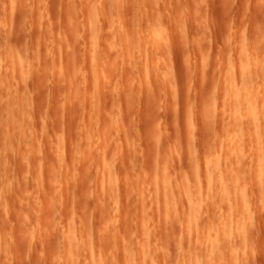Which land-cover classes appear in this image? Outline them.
<instances>
[{"label":"rangeland","instance_id":"rangeland-1","mask_svg":"<svg viewBox=\"0 0 264 264\" xmlns=\"http://www.w3.org/2000/svg\"><path fill=\"white\" fill-rule=\"evenodd\" d=\"M50 1L53 4L49 0H0L1 50L7 49L3 46L5 39L13 31L11 39H23L18 42L24 44L17 43L18 46L29 47H19L22 50L16 60L6 59L5 49L0 51V66L5 75L1 67L0 72L4 77L11 76L9 82L8 78L4 82L0 79V264H195L197 259L199 264H264V0ZM30 2L35 3L32 10ZM24 4L25 9L28 6L26 14L21 11ZM68 15L74 18L71 26ZM36 30H42L40 34L37 31L38 37ZM71 30H75L78 39L70 35L74 33ZM6 31L9 35L4 37ZM96 31L102 35V46L100 40L93 42L99 39ZM89 35L94 37L89 40ZM64 36L69 37L68 42L74 40L72 36L78 41L66 45L69 50L72 48L70 51H82L75 54L76 64L70 63L77 66V71L67 66L69 62L66 65L71 59L66 61L69 50ZM24 37H28L27 42ZM84 40L85 47L91 45L94 51L84 52ZM126 40L129 46L124 44ZM137 40L142 42L137 44ZM95 45L100 46L99 53L105 48L109 51L105 49L108 53L104 50L101 54L106 55L98 60L99 79L92 59ZM23 50L31 54L22 56ZM34 50L38 55H34ZM127 53L133 54L128 58L133 62L126 61ZM32 55L36 63L31 60ZM115 59L118 65H114ZM15 61L14 66L11 63ZM31 63L35 68L39 64L40 72L38 68L30 72L38 71L37 79L34 74H29V79L25 75L33 68ZM58 65L64 66L66 79L58 72ZM100 67L111 78L109 81L104 77L110 84L107 93L115 100L111 104L107 101L115 110L114 115L104 105L107 114L100 117L104 120L98 119L99 112L95 111L97 97L101 98L98 103H102L99 109L103 110V100L108 96L106 91L103 95V89H96L95 83L105 75ZM67 71L73 79L70 81L75 80V89H70ZM120 72H125V76ZM243 73L248 75L246 82L250 79L247 84L242 82ZM61 74L64 86H60ZM12 76L18 81L13 79L14 83ZM39 76L46 80V85L49 81L47 86L43 81L44 87L38 86L42 80ZM231 81L249 96L244 95L243 102H239L243 105L246 101L243 107L238 105L240 110L244 108L243 116L237 109L240 116L234 119L238 120L232 115ZM88 86L94 89L88 91ZM114 87H120V92L116 90L115 94ZM96 90L99 96L95 95ZM6 92H12V96H6ZM112 97L106 99L110 101ZM248 106L253 110V118H247ZM245 113L249 116L245 117ZM115 114L118 121H114ZM76 115L79 120L74 118ZM109 115L113 117L109 119ZM231 122L235 125L233 130ZM123 128L130 130H125L130 134L128 139L131 136L129 144ZM111 135L113 139L108 141ZM216 164L221 167L220 173L215 174ZM210 173L214 184L216 181L215 186L210 182L212 194L213 187L223 193L218 188L222 187L229 195L235 183H240L236 188L241 197H235V189L224 202L221 193L214 191L216 198L210 196ZM221 173V182L227 184L224 187L223 183L219 185ZM237 208L242 209V215L247 214L243 215L244 222L248 221L247 228L244 227L246 234H239L242 229L236 223L241 217H235ZM225 213L231 219L237 218L233 224L230 222L227 237L223 222L217 223ZM207 239H214V244L219 242L214 250L209 249L211 241L207 244L210 247H206Z\"/></svg>","mask_w":264,"mask_h":264},{"label":"bare ground","instance_id":"bare-ground-1","mask_svg":"<svg viewBox=\"0 0 264 264\" xmlns=\"http://www.w3.org/2000/svg\"><path fill=\"white\" fill-rule=\"evenodd\" d=\"M57 1L59 2L60 0H57ZM71 1H72V0H71ZM73 1H74V0H73ZM73 1H72V2H73ZM81 1H82V0H81ZM145 1L147 2V1H149V0H145ZM145 1H144V2H145ZM49 2H51V4H53L52 1L49 0ZM69 2H70V1H69ZM27 3H28V2H27ZM30 3H31V2H30ZM59 3H60V2H59ZM75 3H76V1H75ZM33 4H35V3H33ZM33 4H32V3L30 4V8L33 6ZM40 4H41V3H40ZM54 4H55V1H54ZM66 4H67L66 6L68 7L69 3H68L67 1H66ZM0 5H1V4H0ZM55 5H56V4H55ZM55 5H53V6L55 7ZM80 5H81V4H79V6H80ZM24 6H25V4L23 5V9H24V10L22 9L21 11H23V12L26 14V13L28 12V9H27L28 6L26 5V6H27V7H26L27 10L25 9ZM34 6H35V5H34ZM34 6H33L32 8H35ZM36 6H37V5H36ZM38 6H40V5H38ZM56 6H57V5H56ZM73 6H74V5H73ZM76 6H77V5H76ZM6 7H7V5H6ZM6 7H3V9L6 8ZM60 7H62V6H60ZM10 8L12 9L13 7H10ZM32 8H31V10H32ZM40 8H42V7H40ZM50 8H51V6H50ZM56 8H57V7H56ZM56 8H55V9H56ZM58 8H59V6H58ZM76 8H77V7H76ZM76 8H75V9H76ZM11 9H10V10H11ZM20 9H21V8H20ZM52 9H53V8H52ZM52 9H51V10H52ZM77 9H78V8H77ZM77 9H76V12H77ZM10 10H9V11H10ZM48 10H49V9H48ZM48 10H47V11H48ZM5 11H7V9H6ZM11 11L14 12L13 9H12ZM11 11H10V13H11ZM21 11H20V12H21ZM26 11H27V12H26ZM33 11H34V10H33ZM33 11H31V12H33ZM52 11H53V10H52ZM55 11H57V10H54V12H55ZM104 11H105V10H104ZM92 12H93V10H92ZM94 12H97V11H94ZM108 12H109V11H108ZM108 12H107V13H108ZM47 14H48V13H47ZM49 14H50V12H49ZM68 14H69V13H68ZM92 14H93V13H92ZM94 14H95V13H94ZM118 14H119V12H118ZM14 15H15V12H14ZM14 15H13V16H14ZM20 15H22V14H20ZM54 15H55V14H54ZM54 15H53V16H54ZM5 16H6V15H5ZM22 16H23V15H22ZM47 16H48V15H47ZM55 16H56V15H55ZM113 16H114V15H113ZM11 17H12V16H11V14H10V19H11ZM17 17H18V16H17ZM60 17H61V16H60ZM76 17H77V16H75V18H76ZM116 17H118V15H117ZM7 18H8V17H7ZM14 18H16V17H14ZM55 18H56V17H55ZM58 18H59V17H58ZM68 18H69V20H70V21H69V20H68V21L70 22V26H71V22H73L72 20H73L74 18L71 19L72 17H71V16L69 17V15H68ZM112 18H113V17H112ZM51 19H52V18H51ZM51 19H50V20H51ZM60 19H61V18H60ZM114 19H115V18H114ZM118 19H119V17H118ZM15 20H16V19H15ZM76 20H77V19H76ZM119 20H120V19H119ZM41 22H43V21H41ZM41 22H39V23L42 24ZM44 22H45V21H44ZM44 22H43V23H44ZM54 22L56 23V21H54ZM54 22H53V23H54ZM60 22H61V21H60ZM49 23H50V22H49ZM58 23H59V22H58ZM74 23H75V22H74ZM74 23H73V24H74ZM118 24H119V23H118ZM65 25H66V24H65ZM34 26H35V25H34ZM34 26H33V27H34ZM63 26H64V25H63ZM115 26H116V24H115ZM115 26L113 25L112 27H115ZM121 26H122V25H121ZM10 27H11V26H10ZM10 27H9V29H10ZM46 27H47V25H46ZM51 27H52V26H51ZM59 27L61 28L62 25L59 26ZM66 27H67V28H66V31H67V30H68V26H66ZM112 27H111V32L113 31V30H112ZM118 27H119V26H118ZM118 27H117V28H118ZM35 28H36V27H35ZM40 28H42L41 25H40ZM47 28H48V27H47ZM54 28H56V26H55ZM54 28L52 27L53 30H54ZM70 28H72V27H70ZM115 28H116V27H115ZM32 29H33V28H32ZM57 29H58V27H57ZM109 29H110V28H109ZM113 29H114V28H113ZM11 30H12V27H11L10 31H11ZM38 30H39V29H38ZM38 30H36V36H37V37H38V33H39V32H42V30H41V31H38ZM43 30L45 31L44 28H43ZM37 31H38V33H37ZM44 31H43V32H44ZM47 31H48V30H47ZM50 31H51V30H50ZM63 31H64V30H63ZM66 31L64 32L65 34L67 33ZM71 31H72V30H71ZM74 31H75V30H74ZM74 31H72V32H74ZM114 31H115V35H117L118 32L116 33V29H114ZM114 31H113V32H114ZM118 31H120V29H119ZM54 32H55V31H54ZM96 32H97V31H96ZM99 32H100V31H98L97 33L100 34V35H99L98 37H96V38H99V37H100L101 39H103L101 33H99ZM113 32H112V33H113ZM1 33H2V31H1ZM4 33H5V32H4ZM13 33H14V31H13ZM13 33H12V34H13ZM16 33H17V32H16ZM31 33H32V32H31ZM44 33H45V32H44ZM52 33H53V32H52ZM55 33H56V32H55ZM74 33H75V34H74ZM74 33H71L70 35H74V36L76 35L75 37H76V39H78V37H77V33H76V32H74ZM97 33H95V35H96ZM6 34L9 35V33H7V31H6L4 37L6 36ZM12 34H11V35H12ZM39 34H40V33H39ZM0 35H1V34H0ZM11 35H9L10 37H9V36H6V39L4 38V39H5V42H6V45L4 44L3 46H7V49H6L5 47H3V50L5 49L4 51L1 50V49H2V46H1V45H2L3 41H2V43L0 42V46H1L0 51H3V55H4V57L7 55V57H5L6 59H9V60H16V57H15V56L18 55V54H17L18 51H20V50H22V49H25L26 47L29 49V47H28V45H27V43H26V42L28 41V39H27L28 37H27L26 39H25L26 36L24 37V39H25V41H26L25 43H26L27 46L25 47V45H21V46H24V47H25V48H22V47H20V44H22V43L24 44V42H22V43H20V42H21V41H24V40H23V39H21V40H20V39H19V40H16V38H15V40H14V39H11ZM13 35H14V34H13ZM13 35H12V36H13ZM29 35H30V34H29ZM53 35H54V34H53ZM57 35H58V34H57ZM60 35H61V34H60ZM68 35H69V34H68ZM70 35H69V36H70ZM93 35H94V34H93ZM112 35H113V34H112ZM1 36H2V35H1ZM16 36H17V35H16ZM16 36H15V37H16ZM32 36H33V34H32ZM44 36H45V35H44ZM58 36H59V35H58ZM89 36H90V35H89ZM91 36H92V35H91ZM91 36L89 37V40H90V38H93V37H94V36H93V37H91ZM113 36H114V35H113ZM118 36H121V34H118ZM125 36H126V35H125ZM7 37H9L8 40H7ZM17 37H18V36H17ZM39 37H40V36H39ZM51 37H52V36H50V38H51ZM54 37H56V34H55ZM54 37H53V38H54ZM64 37L66 38L67 36H64ZM75 37L73 38V36H72V39H74L73 41H76L74 44H77L78 41L75 40ZM20 38H21V37H20ZM30 38H31V37H30ZM40 38H42V37H40ZM59 38L61 39V41H60V39H59L58 41H60L59 43L61 44V42H62V36H60ZM65 38H64V39H65ZM68 38H69V37H67V39L65 40V41L68 43V44H65V46H66V45H69V42L72 41V40H69V42H68V41H67ZM96 38H95V39H96ZM100 38H99L98 40H95V41L93 40V42H95V43H96V41L99 42ZM108 38H109V37H108ZM111 38H112V37H111ZM119 38H120V37H119ZM123 38H124V35H123ZM38 39H39V38H38ZM55 39H57V38H55ZM104 39H105V37H104ZM116 39H117V36H116ZM125 39H126V38H125ZM139 39H140V38H139ZM141 39H142V38H141ZM0 40H2V37H1ZM31 40H32V39H31ZM40 40H41V39H39V41H40ZM46 40H47V39H46ZM46 40H45V42H46ZM82 40H83V39H82ZM86 40H87V39H86ZM86 40H84V41H86ZM120 40H121V38H120ZM123 40H124V39H123ZM18 41H20V42H18ZM32 41H33V40H32ZM36 41H38V40L36 39ZM39 41H38V42H39ZM73 41H72V42H73ZM102 41H103V40H102ZM102 41L100 40V44H101V46H102V43H101ZM108 41H109V43H110V40H109V39H108ZM111 41H112V40H111ZM114 41H115V39H114ZM114 41H113V42H114ZM42 42H43V41H42ZM79 42H81V41H79ZM126 42L128 43V41L126 40L124 44H125L126 46H129V43L126 44ZM137 42H138V40H137ZM140 42H142V40H140ZM140 42H138L137 44H140ZM17 43H20L19 46H18ZM30 43H31V42H30ZM48 43H49V42H48ZM59 43H58L57 47H60V49H61L62 47L60 46ZM84 43H85V44H84V50H85V51H84V50H83V51L86 52L87 47H85V46L87 45V44H86L87 41L84 42ZM95 43H94V44H95ZM134 43H135V42H134ZM50 44H51V42H50ZM70 44H71V43H70ZM103 44H105V43H103ZM47 45H48V44H46V46H47ZM51 45H52V44H51ZM82 45H83V44H82ZM98 45H99V44H98ZM98 45H95V46H96V47H95L96 50H95V52H93V53H95V54H93V57H94V58H92L93 60H95V62H93V63H95V66H94V67H96V68H95V71H96V72H97V70L99 69V66H100V63H101V62H100V61H101V58H100V57L102 56V58H103V57L106 55V53H105V55H103V54H104L103 52H105V51H106L105 49H107V48L103 47V48H105V49L102 50V48H101L102 52L99 53V51H100V49H99L100 46L98 47ZM32 46H33V44H32ZM37 46H38V44H37ZM53 46H54V45H53ZM113 46H114V45H113ZM19 47L22 48V49H19ZM30 47H31V46H30ZM38 47H39V46H38ZM38 47H36V48H38ZM51 47H52V46H51ZM68 47H69V46H68ZM68 47L66 46V49H67V50H69ZM71 47H72V45H71ZM71 47H70V48H71ZM75 47H76V46H75ZM75 47H74V48H75ZM79 47H80V46H79ZM106 47H109V45L106 46ZM140 47H141V46H140ZM45 48H46V47H45ZM47 48H48V46H47ZM55 48H56V47H55ZM109 48H111V47H109ZM114 48H115V46H114ZM28 49H26L27 52H28ZM32 49H34V48L32 47ZM71 49H72V48H71ZM71 49H70V50H71ZM79 49H80V48H79ZM82 49H83V48H82ZM88 49L90 50V53H91V49L94 51V49L91 48V45H90V48H88ZM88 49H87V50H88ZM97 49H98V50H97ZM36 50H38V49H36ZM36 50H34L33 53H34ZM55 50H56V49H55ZM62 50H63V49H62ZM62 50H61V52H62ZM70 50H69V51H70ZM74 50H75V49H74ZM89 50H88V51H89ZM104 50H105V51H104ZM111 50H114V51H115V49H110V51H111ZM29 51H30V50H29ZM31 51H32V50H31ZM38 51L41 52V50H38ZM51 51H52V50H51ZM63 51H64V50H63ZM69 51H66V58H67L66 61H67V60H70V59H71V60H70V61H67L66 65H67L68 62H69V65H67V66H70L71 69H73V68L75 69V68H76V70H74V69H73V70H74V71H77V66L75 67V65H73V66H74V67H73L72 65H70V63H71V61H72V62H74V64H76L75 61H74V59H75V58L77 59V55H75V54H77L80 50H79L77 53H75L74 51H73V52L70 51V52H71V53H70ZM76 51H77V47H76ZM107 51H108V49H107ZM107 51H106V52H107ZM155 51H156V50H155ZM21 52H22V51H21ZM21 52H20V53H21ZM24 52H25V51L23 50V52H22V53H23L22 56H25L26 54H27V55H30V54H31L30 52H29L30 54H29V53H26V54H25ZM52 52H53V51H52ZM59 52H60V51H59ZM80 52H82V51H80ZM84 52H83V53H84ZM108 52H109V51H108ZM108 52H107V53H108ZM111 52H113V51H111ZM115 52H116V51H115ZM33 53H32V54H33ZM36 53H37V55H38V52H35L34 55H35ZM67 53H68V55H69V53H70L71 55H69V56H70V57L72 56V57H71V58L67 57V56H68ZM101 53H103V54H101ZM24 54H25V55H24ZM45 54H48V53H47V50H46V53H45ZM55 54H56V53H55ZM61 54H62V53H61ZM85 54H86V53H84L83 55H85ZM98 54H100V55H98ZM127 54H128V53H127ZM20 55H21V54H20ZM27 55H26V56H27ZM39 55H40V54H39ZM53 55H54V54H53ZM56 55H57V54H56ZM131 55H132V57H133V54H131ZM131 55L128 54L127 58H125L126 61H127L128 63L133 62V60H132V61H128V60L130 59ZM22 56H21V57H22ZM59 56H60V54H59ZM61 56H62V55H61ZM75 56H76V57H75ZM78 56H79V55H78ZM85 56H86V55H85ZM89 56H90V55H89ZM129 56H130V57H129ZM0 57H1V56H0ZM28 57H29V56H28ZM40 57H41V55L38 57V59H39L40 62H41V58H40ZM62 57H63V56H62ZM62 57H61V59H64V58H62ZM123 57H124V56H123ZM132 57H131V58H132ZM18 58H19V57H18ZM23 58H24V57H23ZM26 58H27V57H26ZM29 58H30V57H29ZM32 58H33V55L31 56V60H33ZM34 58H36V57H34ZM43 58H44V57H43ZM99 58H100V61H99V63H98ZM128 58H129V59H128ZM56 59H57V58H56ZM61 59H60V60H61ZM76 59H75V60H76ZM78 59H79V58H78ZM119 59H121V58H119ZM125 59L122 58V61L124 60V61H123L124 63H125ZM1 60H2V58H0V61H1ZM18 60H19V59H18ZM42 60H43V59H42ZM50 60L52 61V59H50ZM84 60H85V59H84ZM115 60H116V59H115ZM2 61H3V60H2ZM7 61H8V60H7ZM34 61H35V63H36V60H35V59L33 60V62H34ZM46 61H47V60H46ZM122 61H121V62H122ZM5 62H6V61H5ZM10 62H11V61H9V63H10ZM19 62H20V61H19ZM31 62H32V61H31ZM60 62H61L62 65H64L63 60L60 61ZM76 62H77V61H76ZM96 62H97V64H98V67L96 66V65H97ZM115 62H116V64H114V65H118V64H119L117 60H116ZM115 62H114V63H115ZM6 63H7V62H6ZM6 63H4V64H6ZM14 63H16V61L13 62V63H11V64L14 65ZM21 63H22V62H21ZM37 63H38V61H37ZM47 63H49V62H47ZM47 63H46V65H47ZM55 63H56V62H55ZM79 63H80V62H79ZM83 63H84V61H83ZM2 64H3V62H2ZM11 64H9V65H11ZM33 64H34V63H33ZM33 64L31 63L32 67H33ZM71 64H72V63H71ZM122 64H123V63H122ZM9 65L7 64V67H8ZM13 65H11V66H13ZM15 65H16V64H15ZM15 65H14V66H15ZM19 65H22V64H19ZM37 65L39 66V64H37ZM49 65H50V64H49ZM49 65H48V66H49ZM124 65H125V64H124ZM130 65H134V64H129L128 66L130 67ZM3 66L5 67V65H3ZM34 66H35V64H34ZM38 66H36V68L33 67L32 69H31V67H29L28 70H30V69H31V70H30V71L27 70V71H28V75H27V73L25 74L26 77H27L28 79H29V77H32V76H30L29 74H34V73H30V72H31L34 68H35L34 70H36V69L38 68ZM56 66H57V65H56ZM58 66H59V65H58ZM90 66H91V65H90ZM0 67H1V69L3 70V73H4V75H5V71H4V69L2 68V65H1ZM19 67H20V66H18V68H19ZM22 67H24V66L22 65ZM40 67H41V66H40ZM44 67H45V66H44ZM62 67L64 68V66H62ZM62 67L59 66V70H61L60 68H62ZM70 67H69V69H70ZM133 67H134V66H133ZM133 67H132V69H133ZM13 68H14V67H13ZM18 68H17V69H18ZM49 68L51 69L50 66H49ZM63 68H62L61 71L58 70V72L62 73V74L64 75V79H66V78H65L66 75H65V72H64L65 70H64ZM126 68H127V67H126ZM1 69H0V71H1ZM19 69H20V72H21V70L23 71V69H21V68H19ZM55 69H56V68H55ZM96 69H97V70H96ZM101 69H102V68L100 67V70H101ZM121 69H122V68H121ZM123 69H124V67H123ZM15 70H16V68H15ZM34 70H33V71H34ZM37 70H39V68H38ZM41 70H42V69H41ZM66 70H67V69H66ZM90 70H91V69H90ZM130 70H131V69H130ZM27 71H26V72H27ZM33 71H32V72H33ZM56 71H57V70H55V72H56ZM68 71H70V70H68ZM68 71H67V74H68ZM71 71H72V70H71ZM104 71H105V70H104ZM36 72H38V71H36ZM36 72H35V74L37 75ZM39 72H40V70H39ZM47 72H48V71H47ZM116 72H117V71H116ZM230 72H231V71H230ZM242 72H247V71H245V70L243 69ZM0 73H1V72H0ZM15 73L17 74V71H16ZM42 73H43V72H42ZM60 73H59V74H60ZM71 73H72V72H71ZM73 73H74V72H73ZM73 73H72V74H73ZM92 73H93V72H92ZM97 73H98V72H97ZM101 73H102V74H105V73H103L102 70H101ZM120 73H121V72H120ZM120 73H119V75H121V74L123 75V74H124V76H125V72H123V73H121V74H120ZM7 74H8V73H7ZM35 74H34V76H35ZM46 74H47V73H46ZM51 74H52V73H51ZM51 74H50V75H51ZM59 74H58V76H60ZM62 74H61V78H59V79H62V78H63V75H62ZM72 74H71V75H72ZM74 74H75V73H74ZM112 74H113V72H112ZM232 74H233V73H232ZM9 75H10V74H9ZM9 75H8V76H9ZM12 75H13V72H12ZM40 75H41V74H40ZM43 75H44V74H43ZM55 75H56V74H54V77H55ZM244 75H245V76H244ZM17 76H18V75H17ZM17 76H16V77H17ZM19 76H20V73H19ZM58 76H57V77H58ZM77 76H78V75H77ZM79 76H80V75H79ZM94 76H95V74H94ZM94 76H93V77H94ZM98 76H100L99 73H98L97 77H98ZM105 76H106V74L102 76L103 78H100V79H101L100 82L98 81V83H95V84H98V86H97V88H96L97 90L101 91V90L103 89V90H102V93H103V91H104V92L106 91L105 93L108 94V93H109L108 88L110 87V86H109L110 84L108 85L107 81L105 82V79H107V78H109V77L106 76L107 78H104ZM243 76L245 77V80L242 78V82L244 81V83H245V82H246V79L248 80V78H246V76H248V75L245 74V73H243ZM243 76H242V77H243ZM10 77H11V76H10ZM10 77H9V78H10ZM26 77H25V78H26ZM39 77H40V79H42L41 76H39ZM43 77H45V75H44ZM51 77H52V76H51ZM69 77H72V76H69V74H68V84L71 83V84H69V85H70V89H71V87L73 88V87L75 86V84L73 85V83H74L75 80H74L73 83H72L70 80H73V79H71V78H69ZM84 77H86V76L84 75ZM121 77H122V76H121ZM5 78H8V77H7V76L4 77L3 74L1 73V74H0V79H2V81L4 82ZM9 78H8V82H9ZM17 78H18V77H17ZM34 78L37 79L36 76H35ZM78 78H79V77H78ZM82 78H83V77H82ZM87 78H88V76H87ZM87 78H86V79H87ZM94 78H95V77H94ZM229 78H230V80L232 79L231 77H229ZM13 79H16L15 76H14V78H13V76H12V81H13ZM45 79H46V78H45ZM54 79H55V78H54ZM64 79L61 80V85H60V86H62L63 82H65ZM86 79H85V81H86ZM96 79H97V78H96ZM98 79H99V77H98ZM110 79H111V78H109V81H110ZM10 80H11V79H10ZM20 80H22L21 76H20ZM50 80H51V79H50ZM57 80H58V79H57ZM233 80H234V79H232V81H233ZM17 81H18V80L16 79V82H17ZM41 81H43L42 83H43L44 85H46V83H44V81H46V80H43V79H42V80H39V82H40V85H38L39 87H40V86L42 87V85H43V84L41 85ZM53 81H54V80H53ZM69 81H70V82H69ZM78 81L80 82V80H78ZM81 81H82V80H81ZM85 81H84V82H85ZM92 81H93V78H92ZM95 81H96V80H95ZM232 81H231L230 83L232 84L231 87L233 88V90H232V88L230 87V88H231L230 90H232V92H229V93H230L229 96L231 95V99H230V101H231V100H232V101H231V102H230L229 100H228V101H229L230 103H232L231 105H233L232 107H233V111H234V112H233L232 115L234 116V117H233V119H234V118H237V116L242 115L241 110H242V109L244 110V108H242V109L240 110V109L238 108V107H239L238 105H239V104L241 103V101L245 98L244 95H247V94H246L245 92L242 91L243 89H238V88H239L238 86H236V85L233 86V84H235V82H232ZM235 81H236V80H235ZM249 81H250V79H249ZM249 81H248V82H249ZM3 82H0V83H3ZM8 82H7V84H9ZM13 82H14V81H13ZM48 82H49V81H48ZM48 82H47V85H48ZM54 82H55V81H54ZM54 82H53V83H54ZM76 82H77V80H76ZM96 82H97V81H96ZM248 82H246V84H247ZM14 83H15V82H14ZM19 83H20V82H19ZM19 83H18V84H19ZM59 83H60V81H59ZM77 83H78V82H77ZM80 83H82V82H80ZM86 83H87V82H86ZM92 83H93V82H92ZM105 83L107 84V86H105V85H106ZM27 84H28V83H27ZM56 84H57V83H56ZM113 84H114V83H113ZM115 84H116V83H115ZM0 85L2 86V84H0ZM11 85H12V83H11ZM16 85H17V83H16ZM21 85H22V84H21ZM47 85H46V86H47ZM49 85H50V84H49ZM64 85H65V84H63V86H64ZM69 85H68V86H69ZM71 85H72V86H71ZM76 85H77V84H76ZM87 85H89V84L87 83ZM128 85H129V84H128ZM130 85H131V84H130ZM229 85H230V84H229ZM237 85H238V83H237ZM14 86H15V84H14ZM14 86H13V87H14ZM18 86H19V85H18ZM56 86H57V85H56ZM60 86H59V87H60ZM78 86H79V83H78V85L76 86V87H77V88H76L77 90L80 89ZM93 86H94V84H93ZM93 86H92V87H93ZM43 87H44V86H43ZM43 87H42V88H43ZM88 87H89V86H88ZM98 87H99V89H98ZM105 87H106V88L108 87V88L105 90ZM112 87H113V86H112ZM117 87H118V86H117ZM117 87H114V88H115V94H116V92H117L116 90H118V89L120 88V87H119V88H117ZM126 87H127V86H126ZM129 87H130V86H129ZM131 87H132V86H131ZM235 87H237V89H236ZM19 88H20V87H19ZM19 88H18V90H19ZM21 88H23V86H21ZM25 88H27V87H25ZM57 88H58V86H57ZM65 88H66V87H65ZM81 88H82V86H81ZM83 88H84V87H83ZM85 88H86V91H87V87H85ZM94 88H95V86H94ZM94 88H90V87H89V88H88V89H89L88 91H90V89H94ZM116 88H117V89H116ZM14 89H15V88H14ZM23 89H24V88H23ZM39 89H40V88H39ZM74 89H75V87H74ZM100 89H101V90H100ZM15 90H16V89H15ZM81 90H83V89H81ZM97 90L94 91V92H96L95 95H98V94H97ZM9 91H10V90H9ZM27 91H28V90H27ZM68 91H70V90H68ZM68 91H67V92H68ZM99 91H98V93H100ZM107 91H108V93H107ZM110 91H112V90H110ZM118 91H119V90H118ZM13 92H14V91H13ZM19 92H20V91H19ZM72 92L75 93L76 91L74 92V90H72ZM84 92H85V91H84ZM84 92H82V93H84ZM119 92H120V91H119ZM17 93H18V92H17ZM24 93H25V92H24ZM89 93H90V92H89ZM105 93H103V95H105ZM112 93H113V92H112ZM227 93H228V91H227ZM11 94H12V92L9 93L8 95H11ZM20 94H21V92H20ZM26 94H27V93H26ZM29 94H30V92H29ZM67 94H69V93H67ZM85 94H86V93H85ZM115 94L113 93V96H114ZM118 94H119V93H118ZM8 95H7V92H6V96H8ZM18 95H19V93H18ZM69 95H70V94H69ZM71 95H72V94H71ZM71 95H70V96H71ZM0 96H1V95H0ZM11 96H12V95H11ZM13 96H14V94H13ZM22 96H23V95H22ZM22 96H21V97H22ZM72 96H73V95H72ZM98 96H99V95H98ZM100 96H101V93H100ZM105 96H106V95H105ZM105 96H104V97H105ZM110 96L112 97V94H110ZM110 96H109V94H108V96H106V97L104 98L103 101H105V100H106V101L103 102V103H104V104H103V108H104L103 110L99 109V108L101 107V104H102V103L100 102V101H101V100H100L101 98H100V97H97V104H99V105L96 104V106H97V110H96L95 107H94V108H95V111H96V112H99V114L97 115V116H98V117H97L98 119H99L100 117H102V114H107V112L105 111V109H106L108 106H109V109H110V110L112 109V105H108V104H109L108 102H110V104H111V101H114V102H115V100H114V97H112L111 100L109 101L108 99L110 98ZM247 96H248V95H247ZM247 96H246V97H247ZM3 97H4V96H3ZM66 97H67V96H66ZM108 97H109V98H108ZM227 97H228V96H227ZM248 97H249V96H248ZM9 98H10V97H9ZM22 98H23V97H22ZM70 98H72V97H70ZM92 98H93V101H94V97H92ZM106 98H108V99H106ZM0 99H1V98H0ZM6 99H8V97H6ZM12 99H13V101H14V98H12ZM12 99L10 98L9 100L12 101ZM15 99H16V98H15ZM18 99L20 100V98H18ZM26 99H28V98H26ZM26 99H25V100H26ZM73 99H74V98H73ZM85 99H86V98H84V100H85ZM21 100H22V99H21ZM67 100H68V99H67ZM69 100H70V99H69ZM95 100H96V98H95ZM98 100H100L99 103H98ZM245 100H247V98H246ZM245 100H244V101H245ZM1 101H2V100H1ZM13 101H12V103H13ZM22 101H23V100H22ZM70 101H71V100H70ZM75 101H76V100H75ZM77 101H78V100H77ZM77 101H76V102H77ZM91 101H92V99H91ZM107 101H108V102H107ZM14 102H15V101H14ZM94 102L96 103V101H94ZM94 102H93V104H94ZM117 102H118V101H117ZM239 102H240V103H239ZM242 102H243V101H242ZM245 102H246V101H245ZM245 102H244L243 105H245ZM2 103H3V102H2ZM22 103H23V102H22ZM22 103H21V104H22ZM64 103H65V102H64ZM73 103H74V101H73ZM100 103H101V104H100ZM17 104H18V103H17ZM68 104H69V103H68ZM76 104H77V103H75V105H76ZM80 104H81V102H80ZM80 104H79V105H80ZM85 104H86V103L84 102V103H83L84 107H85ZM106 104H107V106H106V108H105L104 105H106ZM114 104H115V103H114ZM117 104H119V103H117ZM63 105H64V104H63ZM70 105H71V104H70ZM70 105H69V106H70ZM75 105L73 104V106H75ZM243 105L240 104V107H241V106L243 107ZM246 105H247V104H246ZM16 106H17V105H16ZM26 106H27V103H26ZM65 106H66V105H65ZM65 106L63 107V109L65 108ZM80 106H81V105H80ZM80 106H79V107H80ZM94 106H95V105H94ZM98 106H99V107H98ZM18 107H19V106H18ZM21 107H23V106H21ZM67 107H68V106H67ZM116 107H117V106H116ZM230 107H231V106H230ZM19 108H20V107H19ZM91 108H92V107H89V109H88V110H90V111H88L89 113H91V111H92ZM101 108H102V107H101ZM117 108H119V107H117ZM68 109H69V108H68ZM98 109H99V111H98ZM109 109H108V110H109ZM114 109H115V108H114ZM237 109L240 110V112H241L240 115H238V113H240V112H238ZM246 109H248V111H247V110H245V111L248 112V113H250V114H249L250 116L248 115V113H245L246 116H245V115H244V116H245V117L249 116V117H247V118H253V115L251 114L253 110L250 109L249 106H248ZM19 110H20V109H19ZM69 110H70V109H69ZM83 110L85 111L84 108H83ZM119 110H120V109H119ZM119 110L117 109V111H119ZM111 111L113 112V111H115V110L112 109ZM117 111H116V113H117ZM120 111H121V110H120ZM229 111H230V109H229ZM79 112H80V111H79ZM82 112H83V111H82ZM88 112H87V113H88ZM83 113H85V112H83ZM83 113H82V114H83ZM89 113H88V114H89ZM108 113H110V115L112 114V113L109 112V111H108ZM121 113H122V112H121ZM230 113H231V111H230ZM243 113H244V112H243ZM79 114H81V113H79ZM79 114H78V115H79ZM117 114H118V113H117ZM78 115H76L74 118L78 117ZM83 115H84V114H83ZM91 115H92V116H91ZM91 115H90V116H91L92 118H93V115L95 116L94 113H92ZM110 115H109V117H110ZM113 115H114V112H113ZM118 115H119V114H118ZM85 116H86V115H84V117H85ZM90 116H89V117H90ZM116 116H117V115L115 114V116H114V121L118 119V116H117V119H116ZM242 116H243V115H242ZM79 117H80V115H79ZM79 117H78V118H79ZM91 117H90V118H91ZM103 117H105V116L103 115ZM106 117H108V116H106ZM112 117H113V116H112ZM112 117H110L109 119H111ZM120 117H122L121 114H120ZM230 117H232V116H230ZM68 118L70 119V117H68ZM71 118H73V117H71ZM74 118H73V119H74ZM78 118H76V119L79 120L80 118H79V119H78ZM90 118H89V121H91V119H92V118H91V119H90ZM73 119H70L69 121L71 122V121H73ZM81 119H83V118H81ZM84 119H85V118H84ZM98 119H97V120H98ZM100 119H101V120H102V119L104 120V118H100ZM105 119L108 120L107 118H105ZM239 119H240V120H239L238 122L241 121V118H239ZM245 119H246V118H245ZM8 120H9V119H8ZM12 120H13V119H12ZM93 120H94V119H92V122H91V123H94ZM112 120H113V119H112ZM234 120H238V119H234ZM246 120H248V119H246ZM13 121H14V120H13ZM83 121H84V120H83ZM85 121H86V120H85ZM99 121H100V120H99ZM114 121H113V123H114ZM117 121H118V120H117ZM231 121H232V120H231ZM8 122H9V121H8ZM11 122H12V121H11ZM108 122L110 123V121H108ZM236 122H237V121H236ZM238 122H237V124H238ZM97 123H98V121H97ZM100 123L102 124V121L99 122L98 125H99ZM104 123H105V121H104ZM115 123H116V122H115ZM231 123H232V122H231ZM9 124H10V123H8V125H9ZM116 124H118V123H116ZM240 124H241V123H240ZM104 125H106V124H104ZM108 125H109V124H108ZM108 125H107V126H108ZM231 125H233V126H232L233 128L231 127L232 130L235 129V125H234V123H232ZM231 125H230V126H231ZM93 126H94V124H93ZM237 126H238V125H237ZM7 127H8V126H7ZM117 127H119V126L117 125ZM12 128H13V127H12ZM101 128H102V126H101ZM8 129H9V128H8ZM96 129H97V131L99 132L98 134L100 135V131L98 130V127H97ZM125 130L128 131V132H129L130 130H127V128H126V129L123 128V132L126 134V135L124 134L125 139H126V137H127V139H128V135H130V134H128ZM131 130H132V129H131ZM7 131L10 132V130H7ZM102 131H103V129H102ZM110 131H111V130H110ZM112 131H113V130H112ZM85 132H86V131H84V133H85ZM107 132H108V130L105 132L106 136L109 135V134H107ZM132 132H133V131H132ZM6 133H7V132H6ZM108 133H109V132H108ZM22 134H23V133H22ZM87 134H88V132H87ZM103 134H104V133H102V136H103ZM105 134H104V135H105ZM112 134H113V133H112ZM127 134H128V135H127ZM4 135H5V134H4ZM84 135H86V133H85ZM84 135H83V138H84V137L86 138L87 135H86V136H84ZM99 135H98V136H99ZM0 136H1V135H0ZM6 136H7V135H6ZM6 136H4V137H6ZM23 136H24V135H23ZM2 137H3V136H2ZM108 137H109V136H108ZM129 137L131 138V136H129ZM0 138H1V137H0ZM7 138H8V136H7ZM100 138H101V136H100ZM111 138H112V135H111L110 138H108V141L111 140ZM130 138H129V139H130ZM112 139H113V138H112ZM129 139L127 140V142L129 141ZM258 139H259V138H258ZM85 141H86V140H85ZM111 141H112V140H111ZM129 142H130V141H129ZM129 142H128V144H129ZM259 142H260V141H259ZM257 144H258V142H257ZM20 145H21V147H20V146H19V147H20V148H23L22 144H20ZM259 145H260V144H259ZM259 145H258V147H259ZM126 146H127V145H126ZM129 146H130V145H129ZM129 146H127V147H129ZM260 147H261V146H260ZM20 148H19V149H20ZM259 149H260V148H259ZM23 150H24V149H23ZM21 151H22V150H21ZM127 157H128V155H127ZM130 158H131V156H130ZM214 158H216V156H215ZM127 159H128V158H127ZM216 159H218V158H216ZM104 161H105V159H104ZM103 163H104V162H103ZM106 163H107V161H106ZM126 163H127V162H125V164H126ZM104 164H105V163H104ZM104 164H103V165H104ZM106 165H107V164H106ZM219 166H220V165L218 164V167H217V164H216V166H215L216 169H214L215 174H216V172H217V173H220ZM103 167H109V166H105V165H104ZM220 167H221V166H220ZM108 169H109V168H108ZM110 169H111V168H110ZM110 169H109V170H110ZM64 170L66 171V169H64ZM64 170H63V172H64ZM111 170H112V169H111ZM257 170H258V169H257ZM109 172H110V171H109ZM254 172H255V175H256L257 171H254ZM254 172H253V173H254ZM106 173H107V172H106ZM110 173H111V172H110ZM211 174H212V173L209 174V177H212V178H211L212 181H210V179H209V181H207V184L209 185V186L207 185L208 188H209V189H208V190H209V194H210V190H211V194H210V196H214V197H215V196H217L218 193H221V194L223 195V198H222V201H223V202H224V199H225V201H226L227 199H229L228 196H229L230 194L232 195V193L234 194V192H235V197H237L238 199L241 197V196L239 195V192H238V188H239L238 185H240V183H239V184H238V183H235L236 185H237V184H238V185H237V186L235 185V187L232 189V193H229V195H227L228 191L226 192L222 187H218V188H219L220 190L222 189V190H223V193H222V191H221V192L218 191L217 188H216V190H217V192H216L215 187H213V194H214V191H215V193H217L216 195H213V194H212V188L210 189V187H212V184H211V183H213V181H214L215 179L213 178V176H212ZM258 174H259V173H257V175H258ZM109 175H111V174H109ZM218 175H219V174H218ZM218 175H216V177H217ZM220 175H221V177H220V176H219V177L222 178V173H221ZM253 175H254V174H253ZM254 177H255V176H254ZM11 178H12V175H11ZM217 178H218V177H217ZM220 178H218V180H220ZM223 178H224V177H223ZM223 178L219 181V185H220V183H221V184L223 183V182H221V181L224 180ZM256 178H257V176L255 177V179H256ZM108 179H109V178H108ZM110 179H111V176H110ZM257 179H258V178H257ZM9 180H10V179H9ZM257 181H258V180H257ZM210 182H211V183H210ZM226 182H227V181H226ZM236 182H240V181L236 180ZM210 184H211V185H210ZM215 184H216V181H215ZM215 184L213 183L214 186H215ZM225 185H227V184H225ZM225 185H224V183H223V187H224ZM233 186H234V184H233ZM126 187H127V186H126ZM216 187H217V185H216ZM227 187H228V186H227ZM227 187H226V190H228ZM236 187H238V188H236ZM0 189H1V188H0ZM127 189H128V188H127ZM127 189H126V190H127ZM234 189H235V191L233 192ZM260 189H261V188H260ZM260 189H259V190H260ZM126 190H125V191H126ZM240 190H241V189H240ZM240 190H239V191H240ZM79 191H80V190H79ZM128 191H129V189L127 190V193H128ZM224 192H225V193H224ZM258 192H259V191H258ZM79 193H80V192H79ZM259 193H260V192H259ZM221 194H220V196H222ZM79 195H80V194H79ZM215 198H216V197H215ZM226 204H228V203L226 202ZM238 207H240V206H238ZM237 209H240V208H237ZM237 209L235 210V211H236V212H235V213H236V214H235V217H237L238 215H239V217H240V216H241V217H240V219L237 217V218L239 219V220H237V221H239V222L236 221V223H238V224H237L238 227H240V229H242V230H241L242 232L239 231L240 229H239L237 232H238V233L240 232L239 234H241V233H243L244 231L246 232V228H247V225H248V221H247V222H246V221L244 222V217H243L244 214H243V215L241 214L242 209H240V210H237ZM239 211H240V212H239ZM237 212H239L240 214H237ZM194 213H195V210H194ZM242 213H244V212H242ZM226 214H227V213L222 214V215H224L223 217L220 216V217H221L220 219H221L222 221L219 219L220 221L218 222V220H217V223H221V222H223V223H221V226H222V224H223L222 227L225 229V231H223V233H226V235H225V234H224V235L227 237V236H229L228 234L230 233V231H229V230H230V229H229L230 224H231V223L233 224V223L235 222V221H233V220H236L237 218H235L234 216H232L233 213H231V216L234 217L233 219L229 218V216H226ZM228 215H229V214H228ZM246 215H247V214H245L244 216L246 217ZM190 218H192V215H191ZM241 219H243V220H241ZM247 219H248V218H246L245 220H247ZM248 220H249V219H248ZM230 222H231V223H230ZM217 223H215V224H217ZM244 223H247V224H244ZM249 223H250V222H249ZM219 225H220V224H219ZM235 225H236V224H235ZM235 225H232V226H235ZM245 226H246V228H244ZM222 227H221V228H222ZM238 227H236V230H237ZM231 228H232V230H234L233 227H231ZM209 229H210V228H209ZM244 229H245V230H244ZM232 230H231V232H232ZM211 231H213V230H211ZM228 231H229V233H228ZM208 232H210V230H209ZM245 232H244V234H246ZM231 234H233V233H231ZM208 235H209V234H208ZM212 235H213V234H212ZM212 235H211V236H212ZM224 235H223V236H224ZM66 236H67V238H68V235H66ZM241 236H242V235H241ZM244 236H245V235H244ZM209 237H210V236H209ZM219 237H220V236H219ZM219 237H217L216 239L218 240ZM69 238H71V237L69 236ZM70 240H71V239H70ZM207 240H208V239H207ZM67 241H68V240H67ZM209 241H211V245H212V247H213V244H214L213 242H215L214 239H213V240H212V239H211V240L209 239V240L207 241V243H206V247H210V245H207V244L209 243ZM216 242H217V243L214 244V247H213V248L211 247V248H209V249L214 250L215 246L219 243L218 241H216ZM72 243H73V242H72ZM67 245H68V244H67ZM70 245H72V244H69V246H70ZM73 245H74V244H73ZM101 253H102V252H101ZM98 254H100V253H98ZM101 255H102V254H101ZM97 258H98V257H97ZM99 259H101V257H100ZM99 259H97L96 262H98ZM196 259H197V258H196ZM196 259H195V260H196ZM102 260H103V259H101V261H102ZM195 260H194V262H195ZM101 261L99 260L98 263H101ZM105 262H106V261H105ZM196 263L199 264V263H198V259H197V261L195 262V264H196ZM106 264H107V262H106Z\"/></svg>","mask_w":264,"mask_h":264}]
</instances>
